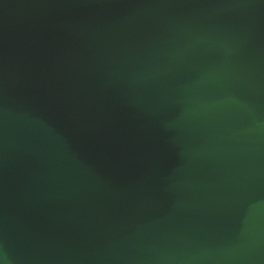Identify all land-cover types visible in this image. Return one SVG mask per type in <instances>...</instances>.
Masks as SVG:
<instances>
[{"label":"water","instance_id":"water-1","mask_svg":"<svg viewBox=\"0 0 264 264\" xmlns=\"http://www.w3.org/2000/svg\"><path fill=\"white\" fill-rule=\"evenodd\" d=\"M0 264H264V0H0Z\"/></svg>","mask_w":264,"mask_h":264}]
</instances>
